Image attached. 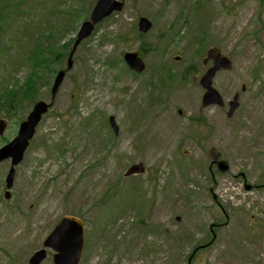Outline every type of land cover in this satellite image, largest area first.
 <instances>
[{"label": "rangeland", "instance_id": "rangeland-1", "mask_svg": "<svg viewBox=\"0 0 264 264\" xmlns=\"http://www.w3.org/2000/svg\"><path fill=\"white\" fill-rule=\"evenodd\" d=\"M95 2L1 1L0 97L23 90L33 74L37 88L34 102L22 97L11 109H0L8 124L0 140L15 136L35 102H50L53 79L65 69L76 32ZM140 17L152 23L142 41L136 38ZM63 22L66 39L51 50L57 59L29 68V34L33 39L37 27ZM211 47L233 63L231 72L213 81L225 101L246 88L234 119L225 110H200L202 91L196 80L192 84L194 74L180 80L190 63L198 77L203 73L201 61ZM138 51L148 70L135 76L122 56ZM72 64L15 168L8 201L3 192L9 162L0 166V264H26L65 215L86 224L90 241L81 264H264V188L247 192L240 176L264 187V0H124L122 11L77 47ZM159 66L163 82L151 78ZM206 123L213 130L204 133ZM212 147L229 165L228 174L208 171ZM136 163L146 173L119 185L140 187L146 232H155L137 230L127 204L102 229L99 201ZM107 205L112 207L110 200ZM191 238L195 245L208 238V245L188 261ZM48 253L42 264H52Z\"/></svg>", "mask_w": 264, "mask_h": 264}, {"label": "water", "instance_id": "water-1", "mask_svg": "<svg viewBox=\"0 0 264 264\" xmlns=\"http://www.w3.org/2000/svg\"><path fill=\"white\" fill-rule=\"evenodd\" d=\"M122 8L123 0H121V2L116 0H97L91 11L89 20L81 24L76 34V40L67 59V71L72 66V56L77 46L91 35L95 25L111 15L113 12L121 11ZM137 27L138 31L144 35L151 29V23L144 18H140L138 20ZM206 56L207 60H211L213 62V67L209 69L200 80V86L205 90V93L202 96V107L205 108L210 105L222 106V100L217 91L213 89L211 81L217 71L229 70L231 68V63L226 58L222 57L217 50H209ZM123 60L129 70L138 74L144 72V63L138 57L137 53L124 54ZM205 63L206 60L204 61V64ZM64 75L65 71H60L54 79L51 88V103L53 102L57 90L63 81ZM236 106L237 103L234 99V101L229 104L230 112H232ZM50 107L51 104H47L45 102L36 103L32 107L26 119L19 125L16 136L8 144L0 148V164L3 161L10 160V168L5 179V199L10 198L8 190H10L13 186L15 167L22 162L24 153L26 152L30 141L34 137L35 129L38 123ZM230 114L228 115L230 116ZM109 124L113 131L117 133V127L112 117L109 118ZM5 128V121L0 120V136L3 135ZM211 157L214 161H216L219 156L215 151H212ZM216 165L221 172H224L227 169V166L222 163H216ZM143 172L144 167L142 165H136L130 167L124 176L128 177L134 174L139 175L143 174ZM83 247L84 232L82 221L76 217L64 216L46 237L42 243V249L35 252L29 258L27 264H41L46 259L47 250H50L53 253L52 264H79L82 257Z\"/></svg>", "mask_w": 264, "mask_h": 264}, {"label": "trees", "instance_id": "trees-1", "mask_svg": "<svg viewBox=\"0 0 264 264\" xmlns=\"http://www.w3.org/2000/svg\"><path fill=\"white\" fill-rule=\"evenodd\" d=\"M1 1L0 0V5H1ZM12 4V3H11ZM2 9V7H0ZM64 25V26H63ZM63 25H61L62 27L66 28V25L63 23ZM39 29L37 30V32H40ZM64 29L60 28L58 30H55L53 28H47L46 30L42 31L35 39H34V44L37 45L36 46V50L32 53V60L35 63V65L37 66L38 64L42 63V62H47L49 61V57H53V59H57L58 54L57 51H55L54 53H52V48L54 46H59V42L63 41L66 39V37L64 36V34L66 33V31H64L63 36L61 37V31H63ZM66 30V29H65ZM46 46V51L44 50H39L40 48L43 49V47ZM142 51V50H141ZM143 52V51H142ZM145 52V51H144ZM59 53V51H58ZM61 54V53H59ZM161 69H159L158 71H160ZM183 75V73H181V76ZM172 76V74L170 75V77ZM36 85H37V80H36V76L35 74H33L32 76H29L27 78V80L24 83V89L17 91V92H13V91H8L5 96L2 93V96L0 97V109H3V112L5 111V109H11V107H14V104H18L20 103L18 99L25 97V99H28L30 103L34 102L36 99ZM35 92V94H34ZM24 98H22L23 100ZM4 141H6V139H4ZM118 191H116V193L111 196L110 198L115 199L114 201V206L118 209L120 208V204L119 201L117 200V198H119L120 196H118L119 194H117ZM111 194L107 193L106 197H103L100 201H99V205H100V214L98 216L99 218V222L98 224H102L103 225H107L108 220H113L114 218H111L113 211L111 210V212L109 213V206L107 205V202L109 199L108 197ZM141 225H143L142 222H140Z\"/></svg>", "mask_w": 264, "mask_h": 264}, {"label": "flooded vegetation", "instance_id": "flooded-vegetation-1", "mask_svg": "<svg viewBox=\"0 0 264 264\" xmlns=\"http://www.w3.org/2000/svg\"><path fill=\"white\" fill-rule=\"evenodd\" d=\"M201 66L203 67V65H202V61H201ZM206 66H204V68H205ZM195 72H196V67H191V71H188V72H186V73H184V75L181 77V79H183V78H185V77H187L188 78V80L190 79V77L192 76L193 77V82H192V84L195 82V80H196V85L198 86V88L202 91V94H201V97H200V110L201 111H203V110H206V109H210V110H212V109H216L217 110V108H212V106H208V107H206V108H203L202 107V105H201V98H202V95H203V93H204V90L198 85V80H199V78L201 77V75H202V73L199 75V77H198V74H199V72L197 73V74H195ZM197 77H198V79H197ZM224 111L223 109H218V111ZM212 124H205V129H204V133H206L207 131H212L213 129H212ZM216 131L217 132H219L220 131V129H219V124H218V126H217V129H216ZM142 134V133H141ZM216 168L212 165V166H210V164H209V166H208V170H209V172L210 173H213V171L215 170Z\"/></svg>", "mask_w": 264, "mask_h": 264}]
</instances>
